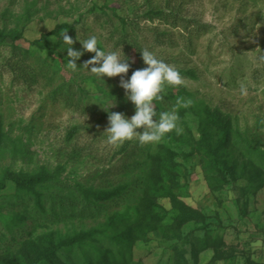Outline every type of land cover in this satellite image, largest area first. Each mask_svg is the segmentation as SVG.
Listing matches in <instances>:
<instances>
[{
  "label": "rangeland",
  "instance_id": "374dc122",
  "mask_svg": "<svg viewBox=\"0 0 264 264\" xmlns=\"http://www.w3.org/2000/svg\"><path fill=\"white\" fill-rule=\"evenodd\" d=\"M151 9L161 15L147 17ZM181 17L206 26L185 31ZM65 22L66 28L50 33L40 46L31 44ZM113 27L126 31L136 45L127 51L117 47ZM64 30L74 49H81L76 37L96 35L105 50L121 48L131 66H146L141 49L147 48L188 72L191 78L181 75L183 84L165 85L160 96L167 101L164 110H177L181 131L167 133L149 153L148 144L136 138L108 143V113L134 114L120 86L131 66L102 81L91 73L93 65H81L94 55L84 52L72 70L58 39ZM12 45L19 58L28 55L10 70L5 62ZM38 57L52 65L45 64L55 73L51 79L30 84L14 76L20 69L24 75L36 72ZM68 78L74 79L77 109L48 95ZM171 96L191 104L173 105ZM0 130L29 150L22 160L12 147L0 148V179L6 178L2 215L13 219L22 213L6 199L16 193L12 177L17 175L41 176L33 195L42 199L60 192L52 186L56 179L128 191L125 200L114 198L109 219L41 224L26 217L10 258L0 251V264H30L46 243L100 232L103 225L107 231L87 242L105 254L102 264H264V0H0ZM121 164L131 171L114 174ZM134 214L140 220L131 226L126 216ZM5 230L0 220V234ZM3 240L2 248L10 241ZM58 255L72 260L64 248Z\"/></svg>",
  "mask_w": 264,
  "mask_h": 264
},
{
  "label": "trees",
  "instance_id": "16d2710c",
  "mask_svg": "<svg viewBox=\"0 0 264 264\" xmlns=\"http://www.w3.org/2000/svg\"><path fill=\"white\" fill-rule=\"evenodd\" d=\"M150 12L146 15L147 17H159L161 15V10L151 9ZM183 17H181V23L185 25V31L189 28H195L198 31H201L203 27L206 26L205 23L201 25L200 22L196 21L194 18H186L184 20ZM177 21V20H176ZM125 22L124 18H121V24ZM185 22V23H184ZM69 25V23L65 22L62 24H56L53 28H51L49 31L42 32L38 38H34L31 40V44L40 46L43 42H45L47 39V36L50 33H56L59 29H64ZM112 33H115L117 31V28H112ZM195 32V33H197ZM114 44L117 47L124 48L125 51L131 50L135 45V41L133 38L127 34L126 31L122 30L120 32H116ZM113 37V34H112ZM188 44V45H187ZM187 44L185 46H190L191 42L188 40ZM9 55V59L6 60L5 64L8 66L10 70H13L15 66L17 67V63H21L23 58L27 57L28 52H26L25 56H22L23 58H19L20 51L17 50L18 48L15 45H12ZM18 52V56L15 53ZM36 62L38 64V70L36 72H27L25 70L20 69V73L17 74L15 71V75L17 77H20L24 80L29 81L30 84H37L41 81H44L45 79H51V73L48 72V67L52 66L49 64L45 59L38 57L36 59ZM45 64L48 66H45ZM146 65V64H144ZM147 66V65H146ZM145 66V67H146ZM49 67V68H50ZM139 68L131 66V71L137 70ZM27 74V75H26ZM181 75H188V72H180ZM188 77L191 78V75H188ZM44 86H47L44 84ZM43 86V87H44ZM74 86V79L68 78L67 82L64 84H61L60 86L54 88L52 92H48V95L53 97L54 101H59L63 103L67 107H71L73 109L79 108V100L78 98L75 99L73 96V90H71V87ZM64 88V89H63ZM181 102V103H178ZM167 101H165V98H160L156 101H154V105L157 109V113L159 114L160 111H164V106ZM171 103L173 105H181L182 103H186L182 100L180 97H175L172 100L171 96ZM76 127H72L71 131L75 132ZM19 146V148H18ZM16 152V155L24 160L26 159L29 150L24 147V144L20 141H15L12 139V137L9 135L8 132H4L0 130V148L11 150ZM152 144H148L145 147V150L149 153L153 148ZM215 156V155H214ZM152 157V156H150ZM131 166H124L123 164L116 166V171L114 174H126L129 173L128 171H131ZM149 175V174H148ZM146 173V177L143 180L145 185H147L150 181L149 176ZM5 179H0V189L5 187ZM42 179L39 175H24V176H13L12 180L15 183L16 193L14 195L10 194L8 195L7 201L8 204L11 207H22L21 215L18 217H14L13 219L11 217H7L4 214L2 215L0 213V220L5 226L6 230L4 233L0 234V251L3 253V259L10 258V246L13 241H15V237L20 236L23 234V231L25 230L24 226V219L27 217L33 221H36L41 224L46 223H52L57 224L60 222H65L69 220H82V219H98L105 217L108 219L109 217V207L112 201H114V198H122V200H125L127 197H125V194L128 193L126 186L122 187H113L111 184L106 186L105 188L102 187H96V186H88L85 184L80 183L79 181L75 182H63L59 181L58 179L55 180L54 183H52V186L58 187L60 186L59 191L55 192V194H51L50 196H45L44 199L41 197L34 196V186ZM52 177L49 176L48 180H51ZM142 179H140L141 182ZM139 185V181L137 182ZM28 190H31V192H27ZM133 192V190H131ZM7 212H12L10 210H6ZM33 213L34 216H31ZM17 214V213H16ZM20 214V213H19ZM126 220H129V223L131 226H136L137 223L140 220V215L134 214V216L129 217L126 216ZM9 223V224H8ZM106 225H103V230L98 232L95 230L94 232H87L83 236L81 234H73L70 239L66 238L63 240H59L56 243L54 241L48 242L45 244L44 249L37 252V257L35 259H31L30 264H102V260L105 257V254L102 256L101 251L94 252L93 248L90 244L88 246L89 241L95 240L98 235H102L101 233L103 231H107ZM17 229V231H16ZM19 234V235H18ZM9 237V245H5L2 248V245H4V237ZM68 239V240H67ZM3 240V241H2ZM88 246V247H87ZM87 247V248H86ZM64 248L68 253H70V257H72V260L69 258H61L58 255L59 249Z\"/></svg>",
  "mask_w": 264,
  "mask_h": 264
},
{
  "label": "clouds",
  "instance_id": "9594fccd",
  "mask_svg": "<svg viewBox=\"0 0 264 264\" xmlns=\"http://www.w3.org/2000/svg\"><path fill=\"white\" fill-rule=\"evenodd\" d=\"M61 44L65 45L61 49L67 50L68 66L72 70L78 68L76 61L84 52H91L94 55L83 64L90 68L91 73L98 79L103 80L104 76L115 77L119 74H126L131 64L120 51L105 50L100 47V41L96 35H90L85 39H78L81 49L72 47L74 40L66 34V30L60 33L58 38ZM141 56L146 67L132 71L128 79L121 77L120 86L125 90L127 98L134 105V114L126 117L121 112L108 113L107 142L113 145L121 144L125 141L136 138L141 144L159 143L167 134L176 130L179 120L178 112L175 108L157 113L154 101L160 99L165 85L178 86L183 84V78L179 70L173 65L166 63L163 59L157 58L152 51L147 48L141 49ZM110 95V94H109ZM178 103H181L178 101ZM191 100L182 103L187 107ZM109 104L107 109L112 106ZM105 109V110H107ZM156 117V119H154ZM142 131H136L141 128ZM259 241L257 244L259 245Z\"/></svg>",
  "mask_w": 264,
  "mask_h": 264
}]
</instances>
